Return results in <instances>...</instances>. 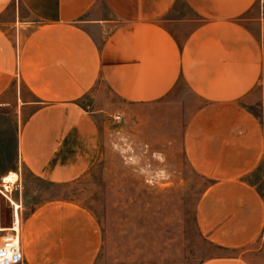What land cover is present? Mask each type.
I'll use <instances>...</instances> for the list:
<instances>
[{
	"label": "crops",
	"instance_id": "crops-1",
	"mask_svg": "<svg viewBox=\"0 0 264 264\" xmlns=\"http://www.w3.org/2000/svg\"><path fill=\"white\" fill-rule=\"evenodd\" d=\"M13 1L0 0V110L16 115L21 162L46 182L76 181L102 154L96 111L82 103L100 99L98 82L135 110L183 81L202 101L183 136L187 162L209 183L196 222L222 251L201 264H256L264 194L250 179L259 172L264 183V115L247 106L264 83V0H18L26 18L10 13ZM181 1L192 18L173 15ZM20 205L24 264L103 262L92 215L54 201L23 220Z\"/></svg>",
	"mask_w": 264,
	"mask_h": 264
},
{
	"label": "rangeland",
	"instance_id": "rangeland-1",
	"mask_svg": "<svg viewBox=\"0 0 264 264\" xmlns=\"http://www.w3.org/2000/svg\"><path fill=\"white\" fill-rule=\"evenodd\" d=\"M10 13L27 17L18 0L12 2ZM173 15L193 17L183 1ZM246 23L259 36V25ZM186 33L181 29L177 35L183 39ZM261 40L264 44V34ZM263 87L264 83L255 90L256 103L247 106L262 116ZM95 89L92 94L100 99L88 95L82 103L96 111L102 154L90 172L70 183L46 182L21 162L16 115L0 110V188L4 191V176L17 173L8 194L22 203L23 220L31 210L54 201L67 202L92 215L103 231L106 246L100 264H201L222 254L199 231L197 205L209 183L191 168L183 149L186 125L202 101L183 81L165 100L135 110L112 95L101 81ZM101 105L110 110H100ZM116 115L121 119H115ZM146 177L155 183L147 182ZM250 180L256 181L264 194L261 173ZM12 221L13 205L0 191V236L2 228L10 227ZM261 252L254 258L256 264H264V242Z\"/></svg>",
	"mask_w": 264,
	"mask_h": 264
},
{
	"label": "built area",
	"instance_id": "built-area-1",
	"mask_svg": "<svg viewBox=\"0 0 264 264\" xmlns=\"http://www.w3.org/2000/svg\"><path fill=\"white\" fill-rule=\"evenodd\" d=\"M115 119L120 120L121 115H116ZM2 232L3 234L0 236V264H24V255L19 240L20 220L16 219L14 208L12 225Z\"/></svg>",
	"mask_w": 264,
	"mask_h": 264
},
{
	"label": "bare ground",
	"instance_id": "bare-ground-1",
	"mask_svg": "<svg viewBox=\"0 0 264 264\" xmlns=\"http://www.w3.org/2000/svg\"><path fill=\"white\" fill-rule=\"evenodd\" d=\"M17 174L16 172H10L8 175H6L4 177V183H2L1 187H3L4 191L0 188V191L3 192L4 194H6V198L7 200L13 205V208L15 210V217L16 219H19V209L21 207V205L16 202L9 194L8 192L11 191V185L9 183H13L17 180ZM3 230H5V228H2ZM1 230V229H0Z\"/></svg>",
	"mask_w": 264,
	"mask_h": 264
},
{
	"label": "clouds",
	"instance_id": "clouds-1",
	"mask_svg": "<svg viewBox=\"0 0 264 264\" xmlns=\"http://www.w3.org/2000/svg\"><path fill=\"white\" fill-rule=\"evenodd\" d=\"M146 181L149 182V183H155L154 180H151V182H150V180L147 177H146Z\"/></svg>",
	"mask_w": 264,
	"mask_h": 264
}]
</instances>
